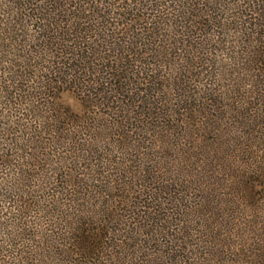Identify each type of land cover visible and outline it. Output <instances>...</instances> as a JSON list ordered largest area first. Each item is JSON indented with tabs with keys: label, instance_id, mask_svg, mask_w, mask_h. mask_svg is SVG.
I'll list each match as a JSON object with an SVG mask.
<instances>
[{
	"label": "trees",
	"instance_id": "1",
	"mask_svg": "<svg viewBox=\"0 0 264 264\" xmlns=\"http://www.w3.org/2000/svg\"><path fill=\"white\" fill-rule=\"evenodd\" d=\"M245 260L264 0H0V264Z\"/></svg>",
	"mask_w": 264,
	"mask_h": 264
},
{
	"label": "rangeland",
	"instance_id": "2",
	"mask_svg": "<svg viewBox=\"0 0 264 264\" xmlns=\"http://www.w3.org/2000/svg\"><path fill=\"white\" fill-rule=\"evenodd\" d=\"M71 104H75V102H74V100L72 99H70V98H66ZM250 211V210H249ZM246 212V211H245ZM248 214H250V212H248ZM244 216H245V213H244ZM248 216H250V215H248ZM248 232H250L249 234H248V236H247V239L248 240H250V241H257V240H255V238H256V236H255V233H253V232H251V231H248ZM243 264H247L246 263V260L244 261V263Z\"/></svg>",
	"mask_w": 264,
	"mask_h": 264
}]
</instances>
